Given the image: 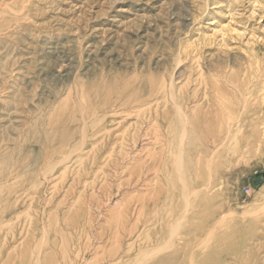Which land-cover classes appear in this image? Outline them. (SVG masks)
Returning a JSON list of instances; mask_svg holds the SVG:
<instances>
[{"label":"rangeland","instance_id":"rangeland-1","mask_svg":"<svg viewBox=\"0 0 264 264\" xmlns=\"http://www.w3.org/2000/svg\"><path fill=\"white\" fill-rule=\"evenodd\" d=\"M263 121L264 0H0V264H264Z\"/></svg>","mask_w":264,"mask_h":264},{"label":"bare ground","instance_id":"bare-ground-1","mask_svg":"<svg viewBox=\"0 0 264 264\" xmlns=\"http://www.w3.org/2000/svg\"><path fill=\"white\" fill-rule=\"evenodd\" d=\"M10 10V9H9ZM138 115V114H137ZM104 120V119H103ZM98 123V122H97ZM96 123V124H97ZM227 124H229L230 126H232L233 124H234V121H227V122H225L224 120H221L219 123H218V127H224L225 125H227ZM263 124H264V121H263ZM92 129H94V128H92ZM101 135V134H100ZM99 135V136H100ZM95 136V135H94ZM93 136V137H94ZM96 138V137H95ZM172 141V140H171ZM13 251V250H12Z\"/></svg>","mask_w":264,"mask_h":264}]
</instances>
